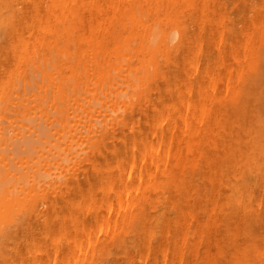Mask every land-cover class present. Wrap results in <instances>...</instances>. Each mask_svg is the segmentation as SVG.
Returning a JSON list of instances; mask_svg holds the SVG:
<instances>
[{
	"label": "bare ground",
	"instance_id": "obj_1",
	"mask_svg": "<svg viewBox=\"0 0 264 264\" xmlns=\"http://www.w3.org/2000/svg\"><path fill=\"white\" fill-rule=\"evenodd\" d=\"M0 264H264V0H0Z\"/></svg>",
	"mask_w": 264,
	"mask_h": 264
},
{
	"label": "rangeland",
	"instance_id": "obj_2",
	"mask_svg": "<svg viewBox=\"0 0 264 264\" xmlns=\"http://www.w3.org/2000/svg\"><path fill=\"white\" fill-rule=\"evenodd\" d=\"M34 125L37 126V123L35 122ZM45 127L46 126L44 124L41 125V128L39 127L40 128L39 130H41V131L38 132V135H31L30 137H28L27 139H25L23 142H19V143L17 142V143H13V144L10 145V147L11 146H13V147H11L12 151H10L9 154H11V156L13 158L15 157L13 159L14 162H17L18 163V160L19 159L17 160L16 158H18V157L21 158V157L27 156L28 155L27 153H29V151L31 153L32 152H35V150H36L35 147L37 148V145L38 146L40 145L41 140H44V139L46 140L45 137H48L47 136L48 135V131L45 130ZM42 137H44V139H41ZM32 155H34V153H32ZM13 168L15 169V166L14 165H13ZM14 169H12V170H14Z\"/></svg>",
	"mask_w": 264,
	"mask_h": 264
}]
</instances>
